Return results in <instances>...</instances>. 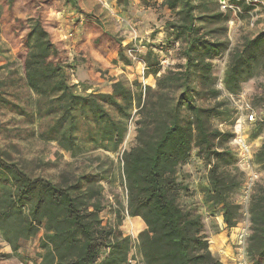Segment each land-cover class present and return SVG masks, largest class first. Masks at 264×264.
Masks as SVG:
<instances>
[{
    "label": "trees",
    "instance_id": "1",
    "mask_svg": "<svg viewBox=\"0 0 264 264\" xmlns=\"http://www.w3.org/2000/svg\"><path fill=\"white\" fill-rule=\"evenodd\" d=\"M138 1L153 21L146 28L135 24L137 38L128 32L126 41L84 16L77 0H0V34L19 62L18 68H0L6 69L0 73V136L7 140L0 146V241L11 251L0 258L22 260L21 243L41 232L39 264H130L134 251L140 264H222L209 250L201 214L182 204L188 192L182 169L191 159L208 168L202 201L227 231L236 228L241 208L232 197L244 175L237 154L226 147L234 134L214 125L233 111L218 100L213 63L226 56L223 89L238 95L243 84L264 73V30L230 49V18L217 0ZM114 2L119 15H130L133 0ZM161 9L169 19L160 16ZM86 27L94 29L88 42ZM75 46L80 50L71 56ZM92 52L114 53L124 67L134 64L133 55L154 87L142 86L135 76L130 83L110 79L106 93L75 82L90 67L84 55ZM172 52L183 63L162 66ZM258 101L264 104V97ZM130 123L134 143L116 166L98 153L90 156L94 166L68 165L45 175L21 159L12 142L26 137L54 143L74 159L96 151L115 154ZM263 127L264 115L247 137L257 139ZM252 163L264 171V140ZM116 173L126 205L110 208L116 225H103L108 207L102 182ZM245 213L247 257L264 264V184L251 188ZM125 216L126 231L143 229L136 240L118 228Z\"/></svg>",
    "mask_w": 264,
    "mask_h": 264
},
{
    "label": "rangeland",
    "instance_id": "2",
    "mask_svg": "<svg viewBox=\"0 0 264 264\" xmlns=\"http://www.w3.org/2000/svg\"><path fill=\"white\" fill-rule=\"evenodd\" d=\"M80 6L81 12L84 16H90L91 19H94L100 22L101 26L119 36H127L128 32H130V26L133 27L136 23L129 22L128 28L124 26L123 20L119 18V14L121 13L119 8L113 7L111 8V4L114 3V0H77ZM158 2H162V0H158ZM133 4L136 5L137 8L142 9L138 0H133ZM161 13L160 16L162 18L169 19V12L166 9L159 10ZM76 15V14H75ZM68 23V20H63V31L66 29L65 26ZM65 25V26H64ZM77 26H75L76 28ZM61 30V29H60ZM59 30V31H60ZM93 28L86 27L84 31V41L88 42L92 37ZM264 30L262 27L249 28L246 22L241 19L240 24H236L231 28L227 26V39L229 40L230 49L240 46L244 38H250L256 35L258 32ZM58 30L54 31V33L58 36L61 34ZM131 34V33H130ZM137 35V33H136ZM131 38L132 34H131ZM137 38V37H136ZM72 42H70L71 44ZM73 44V43H72ZM77 46L74 47V51H70L71 56L75 54L78 55ZM16 49H12L7 45L4 41L3 37L0 34V68L6 66L9 69L18 68L19 62L16 58ZM87 61L91 60L90 67L85 68L87 72L83 73V79L87 87H90L91 91H98L101 93H106L110 91L109 80H123L125 82L130 83L133 76L136 77L137 81L142 86H150L154 87V80L151 77L144 79V72L140 69V66L134 62V64L130 67H124L120 63H116L115 61H111L106 59V55L99 56L96 52H92L90 57L84 55ZM133 57V55H132ZM226 56L220 60L215 61L214 64V75L216 78V87L221 91L218 100L227 103V106L233 111L231 117L227 121H216L214 125L221 132H232L234 134L235 125L238 121H242L243 130L242 135L248 144L251 152V159L247 165H243L239 162V150L237 145L234 143L233 139L230 143L226 144V147L232 149L238 158L237 169L243 173L244 181L243 184L238 191L232 197V200L237 202L241 208V215L239 222L236 228L227 231L224 228L222 223V218L218 215L217 212H212L207 209L202 201V192L201 188L205 185L206 174L208 168L204 166L201 162L196 159H191L189 164L186 165L182 172L186 174L185 183L188 186L187 195L183 196L182 204L184 207H194L201 214L204 225V233L208 238V243L210 246V240L218 234H226L228 240L224 238L221 242V250L226 245V251L223 256L227 257L235 264H240L241 261L245 260L247 264H251L246 253V241L249 235V222L248 216L245 213L247 208L248 198L251 193V189L247 192L246 185L248 182V178L251 175L254 177V184H264V171L259 167L257 168L252 163L253 153L260 147L262 141L264 140V127L262 134L255 140H250L247 136L253 131L256 123L262 120L264 115V104L259 102L258 99L260 97H264V73L257 75L253 79L249 80L247 83L243 84L241 92L238 95H229L224 89L222 85L223 73L226 66ZM115 62V63H114ZM168 62L171 64H182L183 60L179 59L178 56L172 52L169 55ZM6 69H1L0 73H4ZM96 70H99L95 72ZM76 82V81H75ZM213 102H211L212 104ZM8 117V116H7ZM7 117L4 120H7ZM253 118V121H250V118ZM241 127V125L237 124L236 128ZM35 125L33 126V128ZM23 128H26L23 125ZM237 131V130H236ZM24 137V135H23ZM134 131L133 124L130 123L128 128V132L126 134L123 145L118 153L111 154L103 151L90 152L82 157L72 158L70 154L65 153L59 150L54 143H43L41 141H37L35 139L21 138V139H13L17 146V150L19 152V156L21 159L32 162V165H35L37 170L38 168L41 170V174H54L58 170L65 168L66 166H70L72 168H79L82 166L88 165H96L92 163L90 156L96 155L98 153L102 154V156H108L110 159H113L115 166L117 164V159L120 158L121 153L124 150L130 148L134 141ZM7 142L3 136H0V146L4 145ZM252 185V187H253ZM102 186L104 189L105 203L107 204V209L102 213L101 218L103 220V225L109 223L110 225H116V218L110 208L117 209L120 205H126V198L123 187L121 186V180L118 177L117 173L114 175V178L111 180H105L102 182ZM251 187V188H252ZM128 217H124L123 221L118 226L120 232L123 236H129L133 240H136L138 234H133L131 232L126 231L125 229V221ZM219 218L221 221H219ZM221 224V225H219ZM241 230L247 231V238L245 240V244L243 246L244 249V257L242 254L240 255L239 249L240 246L237 245V235ZM41 232L37 235L36 238L31 239L26 242H22L21 246L18 250V256L22 258V260H18L15 257L10 258H0V264H39L40 260L37 258L39 249V237ZM212 237V238H211ZM230 245V246H229ZM231 248V253H230ZM216 258L219 256L215 253H212ZM0 255H11V251L9 246L0 241ZM130 264H140L139 256L137 252L134 251V258Z\"/></svg>",
    "mask_w": 264,
    "mask_h": 264
},
{
    "label": "built area",
    "instance_id": "3",
    "mask_svg": "<svg viewBox=\"0 0 264 264\" xmlns=\"http://www.w3.org/2000/svg\"><path fill=\"white\" fill-rule=\"evenodd\" d=\"M219 9L221 12L226 13L229 15V21L227 23L228 28L235 26L236 24H240L241 19H243L249 28L255 27H262L264 29V0H217ZM130 32L132 34V40H135L136 30L135 25L130 26ZM133 61L136 62L140 69L144 72L145 66L144 64L137 60L136 58L132 57ZM170 63L168 59H164L161 62L162 66H167ZM250 121H253V118H250ZM240 124L241 129L236 131V125ZM235 125L234 130V143L237 145L239 150V162L243 165L248 166V162L251 159V152L248 144L246 143L245 139L243 138V123L242 121H238ZM254 183V177L251 175L248 178V182L246 185L247 192L251 189ZM247 231L241 230L237 235V245L240 246L239 253L244 257V249L243 246L245 244V240L247 238ZM131 263V262H130ZM240 264H247L245 260L241 261Z\"/></svg>",
    "mask_w": 264,
    "mask_h": 264
},
{
    "label": "crops",
    "instance_id": "4",
    "mask_svg": "<svg viewBox=\"0 0 264 264\" xmlns=\"http://www.w3.org/2000/svg\"><path fill=\"white\" fill-rule=\"evenodd\" d=\"M119 18L121 20H123V22L125 23L124 24L125 28L126 27L128 28L129 22H132V23L135 22L139 28L140 27L143 28V26H144V28H146V26H148V24H149V21H153V16H151L148 12L137 8L135 4L133 5L132 12L130 13V15H128V16L119 15ZM143 30L145 31L144 33L146 34L147 33L146 29H143ZM125 37H126V41H129L128 35ZM106 59H109L111 61H116V59H117L116 54L107 52L106 53ZM78 76L79 77L74 81L77 82L79 80H82L84 77L83 72H81ZM219 225H221V224H219ZM223 235H225L224 238L226 240H228V238L226 237V234H222V233L215 235V237H213V238L211 237L212 239L210 240L209 250L211 251V253H215L219 256V258H220L219 261L222 264H235L231 260H229L227 257L223 256V254H222L226 251V248H227L225 245V247L221 250V248H222L221 242L223 240ZM230 253H231V248H230ZM230 257H232V253H231Z\"/></svg>",
    "mask_w": 264,
    "mask_h": 264
},
{
    "label": "bare ground",
    "instance_id": "5",
    "mask_svg": "<svg viewBox=\"0 0 264 264\" xmlns=\"http://www.w3.org/2000/svg\"><path fill=\"white\" fill-rule=\"evenodd\" d=\"M239 125H240V124H239ZM240 129H241V127H238V126H237L236 130L239 131Z\"/></svg>",
    "mask_w": 264,
    "mask_h": 264
}]
</instances>
